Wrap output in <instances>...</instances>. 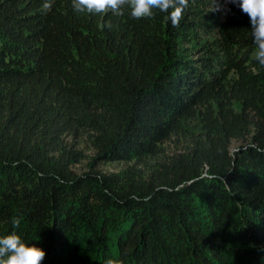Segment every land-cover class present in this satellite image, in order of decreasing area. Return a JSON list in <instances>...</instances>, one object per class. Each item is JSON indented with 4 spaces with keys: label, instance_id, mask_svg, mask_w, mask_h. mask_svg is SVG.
I'll return each instance as SVG.
<instances>
[{
    "label": "trees",
    "instance_id": "trees-1",
    "mask_svg": "<svg viewBox=\"0 0 264 264\" xmlns=\"http://www.w3.org/2000/svg\"><path fill=\"white\" fill-rule=\"evenodd\" d=\"M207 2L173 27L0 0V236L42 264H264V67L235 4L206 57L180 55ZM80 141L125 169L76 174Z\"/></svg>",
    "mask_w": 264,
    "mask_h": 264
},
{
    "label": "clouds",
    "instance_id": "clouds-1",
    "mask_svg": "<svg viewBox=\"0 0 264 264\" xmlns=\"http://www.w3.org/2000/svg\"><path fill=\"white\" fill-rule=\"evenodd\" d=\"M227 4L237 5L249 17L255 60L264 67V0H210L209 7L213 12L227 14L230 11ZM72 6L79 13H112L116 16H123L128 10L135 20L153 18L159 13L163 14L165 22L179 27L189 0H72ZM13 226L19 227L18 219L13 221ZM45 255L42 248L26 244L16 232L0 236V264H42ZM106 264H112V261L108 260Z\"/></svg>",
    "mask_w": 264,
    "mask_h": 264
},
{
    "label": "rangeland",
    "instance_id": "rangeland-1",
    "mask_svg": "<svg viewBox=\"0 0 264 264\" xmlns=\"http://www.w3.org/2000/svg\"><path fill=\"white\" fill-rule=\"evenodd\" d=\"M210 0L207 2V11L208 14V22L202 23L201 28L197 29L194 33H196V38L191 43L181 42L179 43V52L180 55L187 59V60H199L202 57H206L208 55V51L214 44L216 39V31L215 28H211L213 22L216 19H222L224 16L223 11H211L209 7ZM231 4H227L226 7L228 8ZM235 110H239V106L237 104L234 105ZM197 126L196 124H191L190 127L193 128V132L196 134L200 132V128L194 127ZM186 142L184 140H176L172 139L171 141L165 143L163 145L164 149L166 150L167 154H172L173 152L179 150L183 146H185ZM250 144L248 139L244 141H232L230 146V152L235 154L239 149L242 147ZM75 149L80 150L82 153L83 158H81L80 163L76 164L73 167V171L76 174H82L84 172H88L90 169V164L94 163V168L100 170L103 173H119L123 169H125L124 164L119 163H108L102 161H94L95 159V151L92 149L90 144L86 142H78Z\"/></svg>",
    "mask_w": 264,
    "mask_h": 264
}]
</instances>
